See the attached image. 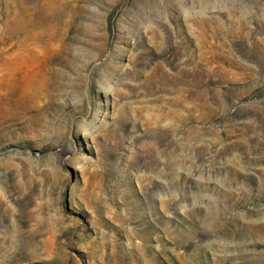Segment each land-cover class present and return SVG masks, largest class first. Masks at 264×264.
Listing matches in <instances>:
<instances>
[{"label": "rangeland", "instance_id": "obj_1", "mask_svg": "<svg viewBox=\"0 0 264 264\" xmlns=\"http://www.w3.org/2000/svg\"><path fill=\"white\" fill-rule=\"evenodd\" d=\"M0 264H264V0H0Z\"/></svg>", "mask_w": 264, "mask_h": 264}, {"label": "bare ground", "instance_id": "obj_2", "mask_svg": "<svg viewBox=\"0 0 264 264\" xmlns=\"http://www.w3.org/2000/svg\"><path fill=\"white\" fill-rule=\"evenodd\" d=\"M10 30V29H9ZM16 31V30H15ZM18 31V30H17Z\"/></svg>", "mask_w": 264, "mask_h": 264}]
</instances>
